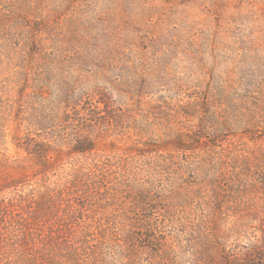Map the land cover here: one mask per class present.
<instances>
[{
  "label": "rangeland",
  "instance_id": "obj_1",
  "mask_svg": "<svg viewBox=\"0 0 264 264\" xmlns=\"http://www.w3.org/2000/svg\"><path fill=\"white\" fill-rule=\"evenodd\" d=\"M32 43L46 48V69H51L43 82L46 106L76 107L57 100L65 89L82 100L77 109L103 111L98 102L104 101L106 106L110 102L107 112L131 117L124 137L114 133L105 113L94 136L80 127L77 133L87 134L93 143L91 160L121 156L133 142L141 147L153 140L157 145L163 139L193 138L203 130L201 123L205 125L200 115H184L194 96L222 91L223 99L235 98L244 117L222 120L211 129L204 126L199 143L204 147L219 141L215 151L179 153L184 168L175 166V174L165 175L182 200L174 202L171 216L179 222L204 219L210 227L224 219L214 245L207 243L213 264H225V251L237 255L236 264H244L246 256L251 264H264V200L253 189L255 173L264 169V0H0V47L7 45L0 57L11 58L15 50L14 65L6 69L1 83L13 91L18 84V49L23 54ZM11 94V100L18 98ZM222 107L214 109L220 114ZM85 109L80 114L88 118L91 112ZM65 127L66 134L75 133L74 125ZM23 133L32 134L25 129ZM5 141L0 144V162L12 165L26 157L15 149L10 135ZM209 156L217 171L201 173V159ZM86 158L63 155L57 174ZM11 173L0 169V177ZM34 186L37 180L27 178L24 188ZM96 211L97 217L107 219V206Z\"/></svg>",
  "mask_w": 264,
  "mask_h": 264
},
{
  "label": "trees",
  "instance_id": "obj_2",
  "mask_svg": "<svg viewBox=\"0 0 264 264\" xmlns=\"http://www.w3.org/2000/svg\"><path fill=\"white\" fill-rule=\"evenodd\" d=\"M30 46L22 50L23 54L18 49V84L14 91L12 86L1 83V76L14 65L11 58L15 50L11 58L0 57V144L5 145V138L10 135L15 149L26 156L13 160L12 165L0 162V169L12 172L9 177H0V264H213L207 243L214 245L213 237L221 234L224 219L219 218L215 227L204 219H173L174 202L179 204L182 200L176 197L178 189L165 175L175 174V166L184 168L177 157L179 153L215 151L219 141H209L204 147L199 143L204 138V126L211 129L223 124L222 120L228 123L244 117L246 113L235 104V98L223 99L222 91H210L205 98H201L202 94L194 96L195 104L184 115H200L205 125L201 123L203 130L193 138L163 139L157 145L153 140L141 147L133 142V148L121 156L91 160L88 156L95 149L87 134L77 133L82 130L80 127L94 136L95 125L101 124L100 114L105 113L114 133L124 137L131 117L107 112L110 102L106 106L99 101L103 111L86 107L85 111L91 114L83 118V106L76 108L82 100L77 101L74 92L65 89L57 100L76 107L46 106L43 82L47 70L51 72L46 69V48L33 43ZM5 47L6 44L0 47V55ZM29 61H35L36 66L32 68ZM41 66L45 67L43 71ZM11 93L18 98L11 100ZM221 106L219 114L214 108ZM65 124L74 125L76 128L71 130L76 129L75 133L66 134ZM23 129L32 134H22ZM197 145L200 146L196 148ZM65 154L87 158L84 162L75 160L59 176L57 168ZM201 160V173H210V168L217 171L214 158ZM141 170L144 176L139 175ZM29 177L37 180V186L24 188ZM255 177L253 189L264 200V169L257 170ZM105 206L107 219L97 217L96 207ZM223 257L225 264H236V254L225 251ZM244 264H251L247 256Z\"/></svg>",
  "mask_w": 264,
  "mask_h": 264
}]
</instances>
